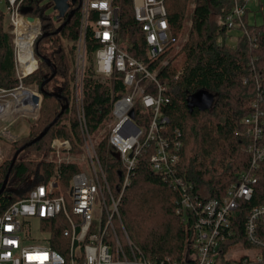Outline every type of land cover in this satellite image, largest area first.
Here are the masks:
<instances>
[{"label":"built area","instance_id":"built-area-1","mask_svg":"<svg viewBox=\"0 0 264 264\" xmlns=\"http://www.w3.org/2000/svg\"><path fill=\"white\" fill-rule=\"evenodd\" d=\"M115 1L76 0L79 26L75 42L73 101L82 137V153L74 157L68 140H52L51 155L45 160L53 165L51 177L31 189L26 197L12 203L0 216V264H240V261L245 264L248 260L264 261V205L251 207L244 222V239L252 245L250 250L255 253L237 259L227 257L231 248L243 246L240 242L229 243L236 234L233 219L240 203L252 198L257 174L264 163V89L258 93V99L249 106L250 112L240 122L243 128L241 134L249 140L246 147L250 155L249 167L236 175V180L226 187L219 198L203 201L192 192L190 184L177 176L181 133L178 129H167V88L159 80L158 74L167 66L164 57L181 51V48L179 35H173L168 24L166 0H131L147 63L133 57L125 46L120 45L121 19ZM0 2L6 5L5 13L10 17L13 29L15 20L19 17L26 19L17 10L22 0ZM251 2L255 4L258 0H234L222 23L229 35L238 32V36L245 35L255 43L256 36L248 35L243 22ZM37 22L39 24L38 19ZM88 31L95 44L90 60L93 76L100 77L111 86L110 110L107 115L109 135L105 154L114 158L122 170L116 194L87 130L83 111L82 90ZM11 34L16 77L21 80L38 68L33 53V43L37 36L30 48L33 70L26 74L24 65L29 63L21 60L18 36L14 30ZM235 42L236 38L234 45ZM181 72H177L176 76ZM117 81H121L123 87L121 94L113 90ZM23 89L22 84H19L12 91L0 89V93L12 92L14 95L16 90ZM35 95L39 96L37 93ZM143 155H147L151 172L178 194L175 214L188 226V237L180 260L169 257L147 259L132 243L121 221L120 199L130 185ZM69 164L79 169L63 189L62 167ZM31 219L40 221V237L32 235L31 230L26 228ZM52 220H56L58 225L63 224L60 232L61 237L66 239L65 254L51 247V232L42 226V222ZM225 246L227 252L221 259L220 253Z\"/></svg>","mask_w":264,"mask_h":264},{"label":"trees","instance_id":"trees-1","mask_svg":"<svg viewBox=\"0 0 264 264\" xmlns=\"http://www.w3.org/2000/svg\"><path fill=\"white\" fill-rule=\"evenodd\" d=\"M187 1L165 2L168 24L175 36L182 29ZM233 2L234 0H195L189 38L182 48L184 68L176 76V70L168 64L158 74L159 80L167 88V129H178L181 133L177 176L190 184L192 192L203 201L219 198L226 187L236 180V175L249 167L250 155L246 151L249 140L241 134L243 128L240 122L250 112L249 106L258 99V93L264 89V23H249L247 10L243 22L248 35L256 36V42L252 43L247 36L239 35L234 47L229 46L227 41L231 35L227 33L222 19ZM115 3L119 7L121 19L120 45H126L125 49L130 55L147 63L131 0H116ZM48 5L52 6L48 0H22L17 8L24 18L31 17L40 22L39 32L33 43L38 68L21 80L15 76L11 36L5 30L3 10L0 8V89L10 91L19 84H36L42 96L37 122L29 128L26 137L11 142L10 149L16 152L35 139L63 108L47 133L39 141L22 149L19 155L26 150L48 154L55 138L68 140L75 153L81 145L82 137L74 118L73 95L70 90L73 80L71 60L60 46L62 40L70 42V52H74L79 26L78 2L70 8L74 11L73 16L68 21L61 19L59 26L63 25L58 33H54L57 28L49 17ZM86 49L90 61L95 49L90 31L86 34ZM52 72L55 75L41 92L40 84ZM113 90L118 94L123 92L121 81L114 84ZM110 91L109 84L93 78L89 64L83 78L82 94L86 127L90 134L98 130L109 113ZM198 93L211 97L208 107L190 105V98ZM64 117H68V124L61 122ZM97 152L103 154L105 151L99 147ZM19 155L11 169L5 190L0 194V216L12 203L26 197L31 189L45 183L52 175L51 163L44 160H20ZM100 157L116 194L122 179L121 167L114 158L106 154H100ZM10 160L4 159L0 163V187ZM78 169L74 164L63 165V189ZM257 176L252 198L248 202H241L236 212L233 219L236 234L229 241L231 244L240 242L248 249L252 245L244 239V222L251 207L264 205V163ZM177 198V192L151 172L147 155H143L130 185L121 196L119 214L130 240L149 260L165 257L180 260L183 257L188 226L175 214ZM42 226L44 230L51 232V247L65 254L66 239L61 237L60 232L63 224L58 225L56 220H52L42 222ZM226 252L225 246L220 253L221 259ZM240 264L243 263L240 261ZM245 264H264V261L248 260Z\"/></svg>","mask_w":264,"mask_h":264},{"label":"rangeland","instance_id":"rangeland-1","mask_svg":"<svg viewBox=\"0 0 264 264\" xmlns=\"http://www.w3.org/2000/svg\"><path fill=\"white\" fill-rule=\"evenodd\" d=\"M52 4V3H51ZM195 5V0H188L186 3V10H185V14H184V21H183V25H182V29L180 31L179 35V48H181V51H175L173 53L168 54L167 56L164 57V61L167 62V65L170 64L172 67H174V69L176 70V74L177 72H179L180 70H182L184 68L185 65V56L182 52V48L183 46L186 44V42L188 41V36H189V29H190V25H191V16H192V10L194 8ZM49 17L52 18L53 24L55 26V28H58L59 25L61 24V19H57V12H55L53 10V4L52 6H49ZM0 8L3 10V15H4V24H5V30L6 32L11 36V46L13 48V35L11 34V32L14 30L13 27L11 26V19L10 17L5 13V8L6 5L3 2H0ZM248 21L251 24H256V25H260L262 23H264V0H258L257 3L254 4V2H251L248 5ZM40 24V22H39ZM231 38L228 39L227 43L229 46H234V39L236 38V36H238V32H231ZM60 46L63 50V52L67 55V57L69 58V60H71L70 64H71V68L70 70L72 71L73 74V80L71 82V93L73 95L74 91H75V78H76V69H75V63H76V49H74V52L71 53L70 52V47L72 46V43L67 42L65 40H62L60 42ZM126 46V45H123ZM91 60V59H90ZM85 70L87 68V66L90 64L91 65V61H89L88 59V55H87V59L85 61ZM92 67V66H91ZM85 75V73H84ZM15 76H16V72H15ZM17 78V77H16ZM93 78L101 83H105L108 84L107 81H104L103 79H101L100 77H96L93 76ZM25 89L32 91L34 93L39 94V96L42 98L40 92L38 91V87L36 84H26V85H22ZM17 88V87H16ZM15 89V88H14ZM13 90V89H12ZM11 90V91H12ZM17 91V90H16ZM12 92H8V93H0V103H5V101L8 103H10V107L15 105V98L14 95L11 94ZM15 93V92H14ZM74 103V101H73ZM211 103V97L208 98L207 101V105H210ZM39 110H40V105L38 108V113H36V115L34 117H30V116H25V115H17L12 116L10 114H8L7 116L1 118L0 122H4L5 124L11 122L13 124V128L15 127H23L21 129L26 130L27 132V128H30L32 125H34L37 122V119L39 117ZM74 118L77 120L78 122V116L76 114L75 111V105H74ZM71 118V117H70ZM68 117H64L62 119V123L63 124H68ZM79 127V125H78ZM8 132H11V129H8ZM109 135V119L108 117H106L103 122L101 123V125L99 126L98 130L96 132H94L93 134H91V138L95 144L96 150H98V148H104L105 151V146H106V142H107V138ZM26 137V136H25ZM0 138L4 139V140H8V141H13L12 138H8L4 133L0 134ZM23 138V137H20ZM19 138V139H20ZM11 142H9L8 144H6L5 142V148L7 145H9V150L6 153V155L3 157L4 159H11L12 155H13V149H10V144ZM103 146H100V145ZM81 145H82V139H81ZM81 145L78 148V151L76 153L74 152V157H79L81 156ZM8 148V146H7ZM101 155L105 154V152L100 153ZM99 154V155H100ZM51 155V152H49L48 154H40V153H36L33 150H26L24 152H22L19 155V159L20 160H25V161H29V160H46L47 158H49ZM85 165V164H84ZM40 226V221L36 220V219H31L29 220V223H27V227L29 230H31L32 235H36L38 237H40V233L38 231ZM255 252L245 248L243 246H235L233 248L230 249V251L227 254V257L232 258V259H237L240 258L242 256H250L252 254H254Z\"/></svg>","mask_w":264,"mask_h":264},{"label":"bare ground","instance_id":"bare-ground-1","mask_svg":"<svg viewBox=\"0 0 264 264\" xmlns=\"http://www.w3.org/2000/svg\"><path fill=\"white\" fill-rule=\"evenodd\" d=\"M14 26V33L18 36L20 58L25 63H29L24 65V71L28 74L33 70L34 66L33 60L30 58V48L31 43L39 32V24L36 20L29 22L19 17L15 20ZM34 95L35 93L25 89L15 91V105L10 107V103L0 104V117L3 118L8 114L15 117L20 114L34 117L38 113V107L32 100Z\"/></svg>","mask_w":264,"mask_h":264},{"label":"water","instance_id":"water-1","mask_svg":"<svg viewBox=\"0 0 264 264\" xmlns=\"http://www.w3.org/2000/svg\"><path fill=\"white\" fill-rule=\"evenodd\" d=\"M50 1L52 4H53V10L55 12H57V16L56 18L57 19H66V21H68L74 14V11L71 10V6L75 5L76 3V0H48ZM70 1V3H69ZM27 21L29 22H32V21H37V19H34V18H31V17H28L26 18ZM63 25V24H62ZM61 26H59L54 33H58L61 29ZM55 75V72H52L51 76L47 79H45L39 86V90L42 92L43 91V87L44 85L49 82L52 77ZM208 98L209 96L206 95L205 93H198L196 95H194L193 97L190 98V105L191 106H197L199 108H206L208 107L209 105H207V101H208ZM32 100L33 102L36 104V105H40V102H41V97L38 96V95H34L32 96ZM63 112V108L61 109L60 113L58 114V116H56L54 118V120L52 121L51 124H49V126H47L46 128L43 129V131L35 138L33 139L31 142H28L27 144H25L23 147H21L19 150H17L16 152H14L11 160H10V164H9V167H8V170H7V173L4 177V180L1 184V187H0V194H2V192L5 190V187L7 185V182H8V178H9V174L11 172V169L20 153V151L22 149H24L25 147H28L30 146L32 143H35L37 141H39L46 133L47 131L49 130L50 126L52 124H54L58 117L61 115V113Z\"/></svg>","mask_w":264,"mask_h":264},{"label":"crops","instance_id":"crops-1","mask_svg":"<svg viewBox=\"0 0 264 264\" xmlns=\"http://www.w3.org/2000/svg\"><path fill=\"white\" fill-rule=\"evenodd\" d=\"M21 128L23 127L19 126V127L13 128V124L11 122H9L8 124L7 123L5 124L4 122H0V134L4 133L8 138H12L13 141L18 140L20 137H25L28 135L29 128H27V132L26 130H23ZM8 129H11V132H8ZM4 142L8 144L11 141L0 138V163L4 160L3 157L6 155V153L9 150V145H7L8 148L7 146L5 148Z\"/></svg>","mask_w":264,"mask_h":264}]
</instances>
